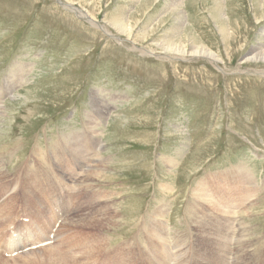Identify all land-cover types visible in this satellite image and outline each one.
Segmentation results:
<instances>
[{"label":"rangeland","instance_id":"obj_1","mask_svg":"<svg viewBox=\"0 0 264 264\" xmlns=\"http://www.w3.org/2000/svg\"><path fill=\"white\" fill-rule=\"evenodd\" d=\"M121 20L131 33L117 28ZM171 42L189 51L208 48L218 60L163 52ZM260 44L264 0H0V135L7 131L0 156L8 162L1 148L18 142L22 160L41 149L42 158L32 155L29 165L50 169L54 199L64 200L65 212L52 242L8 257L1 246L0 264H38L49 253L32 259L36 251L65 233L100 241L103 253L88 264H118L120 256L125 264H207L221 240L225 264H261L264 61L254 59L264 53ZM10 74L15 81L23 75L12 91ZM26 91L33 97L18 99ZM103 100L110 115L97 119ZM90 135L97 144L85 165L73 155L68 164L75 137ZM17 153L4 167L14 171ZM67 166L81 175L63 180L56 173ZM96 167L101 175L87 178ZM15 177H5L0 189L15 187ZM19 179L0 203V230L13 209L32 216L27 199L38 208L41 198L49 203L42 178L33 185ZM198 186L206 198L198 197ZM91 220L96 227L85 224ZM145 221L160 237L147 238L148 230L138 228Z\"/></svg>","mask_w":264,"mask_h":264},{"label":"bare ground","instance_id":"obj_2","mask_svg":"<svg viewBox=\"0 0 264 264\" xmlns=\"http://www.w3.org/2000/svg\"><path fill=\"white\" fill-rule=\"evenodd\" d=\"M169 3V2H168ZM179 5V4H178ZM171 6V5H170ZM83 7V6H82ZM171 8V7H170ZM175 8V7H174ZM74 10L75 11H77V13L82 17V18H85V19H89L90 21H92V22H94L95 21V18H91L92 16H90L87 12H85L84 10H82V9H77V8H74ZM74 11V12H75ZM182 15H183V12L181 13ZM93 15V14H92ZM181 17V16H180ZM116 26H117V28L120 30V31H123V32H128V33H131L132 31H133V27H132V25L131 24H129L128 25V23H125L123 20H121V21H118V23H116ZM174 42H171V43H163L161 46H162V48L161 49H163V52H166V53H171L172 54V52H174V51H181V54H184V55H200V56H204V57H206V58H208L209 60H211V61H214V62H216L218 59H217V57H216V55L214 54V52H212L211 50H209L208 48H202V47H200V46H193V48L191 49V51H189L188 49H186V48H180V46L179 45H177L175 48H171L172 47V44H173ZM198 45V44H197ZM260 47H259V49H261L264 45H259ZM264 48V47H263ZM174 50V51H173ZM149 52V51H148ZM260 52V51H259ZM264 52V51H263ZM185 53H189V54H185ZM254 59L255 60H262V61H264V53H260V54H257V55H255V57H254ZM12 73V72H11ZM14 74H10L9 76V79H6V83H7V86L10 88V90L12 91V90H14L15 89V87H16V85L20 82H22V79H23V75H21V76H17L18 78L16 79V81L14 80L15 78L14 77H12ZM20 77V78H19ZM13 80H14V82H13ZM14 83V84H11V83ZM10 83V84H9ZM17 83V84H16ZM21 85V84H20ZM2 90H4L5 91V89H2ZM10 91V92H11ZM7 92V91H6ZM1 94V93H0ZM8 94V93H7ZM6 94V95H7ZM1 96V95H0ZM4 96V95H3ZM20 96V95H19ZM22 96L25 98H23L24 99V101H28V100H30L31 99V97H33V92H30V91H26V92H24L23 94H21V96H20V98H18V99H21L22 98ZM15 97V96H14ZM36 97V96H35ZM100 99V98H99ZM103 99V98H102ZM1 101V100H0ZM104 100L103 101H100L99 102V104H98V106H97V109H96V116H97V119H99V117L100 118H103V117H107V116H109L110 115V104L108 105L107 103H105L104 104ZM101 104L103 105V110H102V107H101ZM5 113L0 109V117H3V118H5L4 115ZM112 114V113H111ZM3 118H0V121H3L4 119ZM121 120V117H118V120ZM131 119H129V121H130ZM5 121V120H4ZM1 124H3L2 122H1ZM0 124V125H1ZM9 124V123H8ZM12 124V123H11ZM101 125V124H100ZM11 126V125H10ZM11 128V127H10ZM92 128V127H91ZM4 130V129H3ZM1 131V130H0ZM96 131V130H95ZM94 131V132H95ZM3 135H7V131L5 132V133H2V135H0V136H3ZM96 135V134H95ZM95 135L92 137V135H90V137H88V139L87 140H84V139H82V138H80V139H77V137L78 136H76L75 137V139H76V141L77 142H72L71 143V151L72 152H67V154L69 155V158H68V164H72L73 162H74V159H73V157H72V155L74 156V157H80V158H78V161L81 163H83L84 165H85V162L86 161H88V155H87V153H90L91 154V150L93 151L94 149H92V145H96L97 144V142H96V138H95ZM10 137V136H9ZM4 139H6V138H4ZM3 139V140H4ZM11 141V140H10ZM13 141V140H12ZM3 142V141H2ZM12 143V142H11ZM21 145H22V142H18L16 145H13V146H11V147H9V148H4V146L1 148V149H3V150H5V151H7L8 152V154L10 155V158H8L7 159V161L8 162H6V161H3L2 160V158H1V156H0V185H1V183L4 181V179H5V177H9L10 175H13V176H16L15 178H16V185H15V187H13V188H10V186L8 187V189H6L5 190V192H3L4 191V189H0V191L1 192H3V194L2 195H6V196H10V194H12L14 191H16L17 190V185L19 184V182H20V179H19V175H21L22 176V178L26 181V185H33L34 183L35 184H38L37 183V180L39 179V177L40 178H42L43 180H42V182L44 181H48V182H51L50 180H48V179H50V175H51V173L49 172L50 171V169H48V168H45L46 166L42 163V164H40V165H42V166H40V165H38V163L36 164V162L37 161H34V163H35V165L36 166H38V167H36L35 165V167H36V171H35V169H34V167L31 165H29V162H28V159L29 158H31L32 157V155L37 159L38 157L37 156H39V157H41L42 158V154H43V152H42V150L41 149H35L32 153H31V155L26 159V160H22L21 159V155H19L17 152L19 151V147H20V149H21ZM23 147V146H22ZM58 148V147H57ZM39 152V153H38ZM17 153V161L16 162H14L15 163V166H14V171H12V170H10L9 169V167H4L5 166V164L6 163H8V164H10V161H11V159H12V156L14 155V154H16ZM86 153V154H85ZM93 153V152H92ZM41 154V155H40ZM1 155V154H0ZM87 155V156H86ZM90 156V155H89ZM65 157V156H64ZM66 158V159H67ZM111 158V157H110ZM77 159V158H76ZM44 160V159H43ZM45 162V161H44ZM78 164V163H77ZM88 164V163H87ZM169 165V164H168ZM58 167V166H57ZM68 167V166H67ZM76 167V166H75ZM86 167V166H85ZM102 167V166H101ZM116 167V166H115ZM66 168V167H65ZM77 168V167H76ZM82 168V167H81ZM87 168V167H86ZM22 169V170H21ZM114 169V168H113ZM70 171V172H69ZM101 171L102 170H100V168H98V167H96V168H93V169H90L89 171H88V173H86L87 174V178L88 177H94V176H97V175H101ZM36 172H37V174H36ZM62 173H56V174H59L60 175V177H62V179L64 180V179H66L67 180V177L66 176H70L71 178H72V180L74 181V179L75 178H77L78 176H79V172H78V175H77V173H74L73 171H72V167H68L65 171H61ZM54 173V172H53ZM105 173V172H104ZM36 174V175H35ZM175 174V173H174ZM81 175V174H80ZM59 177V176H58ZM59 177V178H60ZM73 177H75V178H73ZM84 177V176H83ZM12 179V178H11ZM14 179V178H13ZM3 180V181H2ZM255 181H257V180H255ZM58 182H56V184H57ZM66 183H68L67 181H66ZM76 183V182H75ZM74 183V184H75ZM234 183H236V182H234ZM3 184H5V182H3ZM2 184V185H3ZM10 184V183H9ZM238 184V183H237ZM236 184V185H237ZM8 185V184H7ZM80 185V184H79ZM62 186V185H61ZM68 186V185H67ZM87 186V185H86ZM234 186V185H233ZM238 186V185H237ZM89 187V186H88ZM91 187V186H90ZM89 187V188H90ZM94 187V186H93ZM78 188V187H77ZM86 188V187H85ZM235 188H237V187H235ZM96 190H98V189H96ZM204 190V191H203ZM237 190H238V188H237ZM98 192V191H97ZM196 192H197V194H198V197H200V196H203L204 198H206L205 196H207L206 194L207 193H205L204 195H203V193L204 192H207V190L205 191V189H201V187L200 186H198L197 188H196ZM83 193V192H82ZM234 193V192H233ZM242 194V193H241ZM258 194V193H257ZM244 196H246V195H242V196H240L239 197V199H241V198H244ZM92 199V198H91ZM90 199V200H91ZM93 201H94V199H93ZM123 202V201H122ZM213 201H209V203H210V205H212L211 203H212ZM120 203V202H119ZM218 205V204H217ZM8 206V205H7ZM254 206H255V204H254ZM213 207V206H212ZM216 208H219V207H216ZM105 209V208H104ZM156 209H158V208H156ZM122 210V209H121ZM220 211V210H219ZM10 212V211H9ZM198 212V211H197ZM221 212V211H220ZM7 214H10V213H8L7 212ZM160 214L162 215V213L160 212ZM40 215H41V213H40ZM40 215H39V223H44L45 222V219L43 218V217H40ZM194 216V215H193ZM162 217V216H161ZM85 219V218H84ZM68 220V219H67ZM154 220V219H153ZM158 220V219H157ZM83 221V220H82ZM154 222H156L157 224H158V222L157 221H154ZM65 223V222H64ZM97 223H99V222H96V221H93V220H91V221H89L88 223H85L86 225H89V226H91V227H96L97 226ZM68 224H69V222H68ZM145 224H146V221H145ZM155 224V223H154ZM62 225H63V223H62ZM61 225V226H62ZM117 225V224H116ZM65 226H67V223H66V225ZM81 226H82V224H81ZM85 226V225H84ZM157 226V225H156ZM140 230H143L144 232H145V230L147 231L148 230V227H147V224L144 226V227H138ZM155 228V226L153 225V227H150L149 228V230L147 231V238H150V237H152L153 239H155V238H157L158 236H159V233H156L155 235H153V229ZM139 229H137V230H139ZM158 229V228H157ZM163 229V228H162ZM196 229V228H195ZM72 230V229H71ZM128 230V229H127ZM197 230V229H196ZM65 231V230H64ZM154 231H155V229H154ZM160 231V230H159ZM87 232V231H86ZM89 232V231H88ZM87 232V233H88ZM204 232V231H203ZM61 233V232H60ZM84 233V232H83ZM62 234H64V232L62 233ZM62 234H61V236H62ZM85 234V233H84ZM92 234V233H91ZM30 235H33L34 237H30L31 239H34V241H36V239H39V237H38V235H37V230H33L32 231V233L30 234ZM44 235V233H42V236ZM86 235V234H85ZM93 235H94V233H93ZM96 235V234H95ZM94 235V236H95ZM65 237H60V234H58L57 235V238H58V240H59V242H58V240H57V243H55V244H53V245H50V246H48V248L45 250V249H42L43 251H36L37 252V255H35V257H32V259L33 258H36V257H38V256H40L41 254H43V253H49V254H47L48 255V258H42V260L40 261V263H38V264H85V263H89V262H91V261H95L94 259H95V257L96 256H99V255H101L103 252H102V249H100L99 248V244H98V242H100V241H97L94 237L91 239V240H89V236L87 237V236H85V237H87L86 239H81V238H79L78 237V235L76 236V237H74V236H69V234H67V233H65V235H64ZM69 236V237H68ZM81 236V235H80ZM97 236V235H96ZM99 236H100V234H99ZM98 237V236H97ZM160 237V236H159ZM61 238H62V240H61ZM99 238V237H98ZM162 238V237H161ZM146 239V238H145ZM163 239H164V237H163ZM61 240V241H60ZM100 240V239H99ZM105 240V239H104ZM152 240V239H151ZM159 240H161V239H159ZM223 242H225L224 240H223ZM223 242H222V240L220 241V248L218 247V248H216V250L214 251V250H212L213 252H214V255L212 256V255H208V257H206V259L207 258H209L208 259V262H207V264H225V260H226V257H228V255H227V252L226 251H223ZM169 243V242H168ZM60 244H62V246H64L63 248L62 247H59L60 246ZM152 246L153 245H155L154 244V240L152 241ZM164 244H167V242H165ZM179 244V243H178ZM170 247H173V248H176L177 246H170ZM209 247V249H210V247L211 246H208ZM132 249V248H131ZM159 249L160 248H158V251H159ZM183 250H181V252H182ZM151 252V251H150ZM155 252H157V250L155 249V251L154 252H151V254H154ZM33 253H35V252H33ZM132 253V251L130 250V254ZM140 253H142V252H140ZM26 254V253H25ZM133 254V253H132ZM24 254H22L21 256H23ZM31 255V254H30ZM52 255H54L55 257H52ZM26 256V255H25ZM33 256V255H32ZM261 256V255H260ZM24 257V256H23ZM213 257H216L217 259V263H215L216 261H214V258ZM5 258V257H4ZM159 260H161L162 259V257H161V255H160V257L158 258ZM28 260V258H26L25 259V263H26V261ZM30 260V259H29ZM3 261V260H2ZM259 261V260H258ZM263 259L261 260V264L263 263ZM6 262H8V261H6ZM16 262V261H15ZM103 263L104 264H116V263H113V261H103ZM126 263V261L125 260H123V258L120 256V258H119V260H118V264H125ZM170 262H167L166 264H169ZM6 264V263H5ZM235 264H240L239 262H235ZM242 264V263H241ZM247 264V263H246Z\"/></svg>","mask_w":264,"mask_h":264},{"label":"water","instance_id":"obj_3","mask_svg":"<svg viewBox=\"0 0 264 264\" xmlns=\"http://www.w3.org/2000/svg\"><path fill=\"white\" fill-rule=\"evenodd\" d=\"M59 2H61V1H59ZM61 4H62V2H61Z\"/></svg>","mask_w":264,"mask_h":264}]
</instances>
